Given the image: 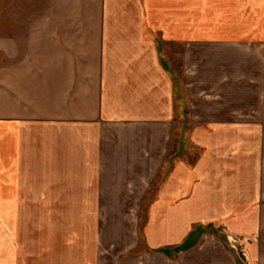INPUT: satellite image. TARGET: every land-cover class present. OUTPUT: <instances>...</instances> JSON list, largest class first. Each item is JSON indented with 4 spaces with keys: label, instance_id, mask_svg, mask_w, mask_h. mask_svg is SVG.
<instances>
[{
    "label": "crops",
    "instance_id": "obj_1",
    "mask_svg": "<svg viewBox=\"0 0 264 264\" xmlns=\"http://www.w3.org/2000/svg\"><path fill=\"white\" fill-rule=\"evenodd\" d=\"M199 1L228 26L99 0L0 42L1 227L29 200L75 217L82 264H264V123L216 116L264 103V0ZM106 231L124 252L97 255Z\"/></svg>",
    "mask_w": 264,
    "mask_h": 264
},
{
    "label": "rangeland",
    "instance_id": "obj_2",
    "mask_svg": "<svg viewBox=\"0 0 264 264\" xmlns=\"http://www.w3.org/2000/svg\"><path fill=\"white\" fill-rule=\"evenodd\" d=\"M98 2L99 0H0V42L10 37H22L25 31L31 30L35 19L41 16H97ZM216 7L219 8L218 12L214 9ZM226 15L224 4L199 0L186 2V16L201 21L203 27L211 25L224 30L228 26ZM216 21L217 24H211ZM260 91V96L264 95V89ZM257 106L260 109L259 115ZM216 116L225 120L255 118L264 123V103L245 105L242 112H235V115ZM31 203L29 200L25 201V207L20 210L19 215L13 216L11 213L3 216L4 223L9 227L0 225V242L2 236H5L10 250V264H82L87 250L85 239L89 238L87 232L72 230L75 217L43 214V210ZM100 234L101 244L97 255L104 258L125 251L124 245L119 246V241L121 234L124 236L122 239L129 240L128 233L106 231Z\"/></svg>",
    "mask_w": 264,
    "mask_h": 264
}]
</instances>
